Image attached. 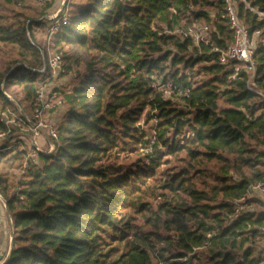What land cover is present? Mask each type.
<instances>
[{
    "label": "trees",
    "instance_id": "1",
    "mask_svg": "<svg viewBox=\"0 0 264 264\" xmlns=\"http://www.w3.org/2000/svg\"><path fill=\"white\" fill-rule=\"evenodd\" d=\"M250 1L264 12V0ZM70 7L52 38L67 72H77L61 91V143L13 181L0 175L12 218L4 264H264V251L251 245L262 238L264 201L248 199L258 209L233 216L235 200L262 175L264 42L255 44L250 79L258 94L247 89L248 69L228 81L231 62L221 64L211 51L232 40L221 0H82ZM236 8L251 30L264 27V18ZM26 20V11L0 13V41L14 44L18 56L0 73V109L11 106L2 86L27 108L48 77L31 70L44 59L26 35L45 22ZM200 20L209 24L212 45L191 53L192 39L173 30ZM195 65L202 77L191 83L185 72ZM152 75L180 81L187 94L160 97ZM143 117L155 120L152 137L162 149L148 161L129 160L127 152L147 143ZM155 192L157 204L145 201Z\"/></svg>",
    "mask_w": 264,
    "mask_h": 264
},
{
    "label": "built area",
    "instance_id": "2",
    "mask_svg": "<svg viewBox=\"0 0 264 264\" xmlns=\"http://www.w3.org/2000/svg\"><path fill=\"white\" fill-rule=\"evenodd\" d=\"M221 1L223 3L224 16L228 23V30L232 33V40L224 48L212 46L211 51L217 52L218 60L221 64L231 62L232 73L228 76V81L235 79L238 71L244 67L250 71L247 89L261 94L260 91L256 90L254 82L250 79L255 70L253 62L255 44L259 37L264 42V28L251 30L250 25L243 24L238 17L236 6L237 4H242L244 10L256 14L258 18H264V12L253 6L250 0ZM70 2L71 0H60V5L54 12L27 20V23L34 20H43L45 22L43 29H41L40 24L34 27V30L37 32H44L45 43L43 46L35 43L31 38L29 29H26V35L30 43L36 46L44 59L43 67L31 68V70L39 73L47 70V80L59 78L66 72L61 54L53 48L52 38L68 23ZM209 31V24L205 20L195 21L190 24H184L182 21H179L173 30L174 33H178L183 37H190L195 46L196 53H201L203 46L212 45ZM23 65L26 66L25 64ZM185 73H187L188 80L193 83L190 73L188 71ZM149 85L162 98L179 97L186 95L188 92V89L183 88L180 81L166 80L162 76H150ZM2 92L10 101L11 106L8 105L0 109V123L4 126V128H0V152H8L10 155H18L20 157L19 176H22L39 153L50 154L60 145L61 141L57 125L55 122L49 121L48 116L50 113L64 107L63 98L61 91L50 88L48 81H43L36 87L33 99L28 103L27 108H25L23 103L5 91L4 87ZM262 161L261 177L250 184L246 192L235 200L234 217L252 209L246 203V200L254 197L264 201V157ZM15 189L19 191L21 187L16 186ZM0 204L6 209V202L1 194ZM1 219L8 226L11 235L12 218L10 214L6 212V214L0 216ZM1 227L2 224L0 223V229ZM261 233L264 241V228Z\"/></svg>",
    "mask_w": 264,
    "mask_h": 264
},
{
    "label": "rangeland",
    "instance_id": "3",
    "mask_svg": "<svg viewBox=\"0 0 264 264\" xmlns=\"http://www.w3.org/2000/svg\"><path fill=\"white\" fill-rule=\"evenodd\" d=\"M80 1L82 0H71L70 3H78ZM47 3L50 4V6L47 9H44V6ZM59 3L60 0H23V1L10 0V2L9 0H0V13L10 18L14 13L26 11L28 19H34L39 15L41 16L44 14H49L54 12L59 7L60 5ZM72 9H73L72 7H69L70 14ZM26 24H28L27 20H26ZM44 27L41 26V29H43ZM27 29H29L31 33V38L35 41V43L43 46L45 43L44 32H37L36 30H34V27L33 28L27 27ZM258 39L261 38L259 37ZM53 48L55 51H57L56 47ZM191 53H196V51H193ZM17 59L18 56H17L16 46L14 44L3 43L0 41V73L3 72L5 73L7 67L13 64ZM83 69H84L83 64H81L78 68V71L82 72ZM189 72L192 81H197L202 77L201 74L197 72V65H195L192 69H189ZM75 75H77V72H73V71L67 72L66 69L65 74L61 75L59 78H50L48 80L45 79V81H48L50 83V88H54L57 91L59 90L62 91L63 89H67L68 87L71 86V84L75 81ZM9 93L14 98L19 100V95L17 91L10 89ZM66 109L67 108L65 106L60 110L50 113V115L48 116V120L51 122L54 121L56 123L57 122L59 123V121L62 119L63 115L65 114ZM154 124H155V120L151 119L147 121L145 120L144 117L138 123L139 128H141L143 132L145 131L144 133L146 134L145 139H147V143H144L145 144L144 147L139 145V148L135 152H127V156H128L127 158L129 160H135L137 158H141L144 159V161H148V156H147L148 154H155V150L162 149L160 146L155 145L152 138L154 133L153 132ZM19 163H21V160L18 155L13 156L10 155V153L8 152H0V175L6 177L8 181L9 180L13 181L17 177H19V169H20ZM161 167L163 168L164 165H162ZM252 199H254V197H252ZM145 201H148L151 204H157L159 201L157 192H155L153 195L146 197ZM250 208L258 209V206L251 205ZM4 214L5 213H3V215ZM0 221L4 224L3 226H6V223L4 222L3 219H1ZM6 245H7L6 237L0 235V250L2 251V253L4 252ZM251 245L256 253L258 252L261 253L262 251H264V241L262 238H255L254 242H252Z\"/></svg>",
    "mask_w": 264,
    "mask_h": 264
},
{
    "label": "crops",
    "instance_id": "4",
    "mask_svg": "<svg viewBox=\"0 0 264 264\" xmlns=\"http://www.w3.org/2000/svg\"><path fill=\"white\" fill-rule=\"evenodd\" d=\"M6 209L5 208H3L2 206H1V204H0V216L1 215H3V213H5L6 214ZM2 223V222H1ZM4 224L2 223V227H1V229H0V235L1 236H4V237H6V239H7V245H6V248H5V250H4V254L2 253V251L0 250V253H2L4 256L7 254V252H8V249H9V247H10V233H9V228H8V226L6 225V226H3Z\"/></svg>",
    "mask_w": 264,
    "mask_h": 264
},
{
    "label": "water",
    "instance_id": "5",
    "mask_svg": "<svg viewBox=\"0 0 264 264\" xmlns=\"http://www.w3.org/2000/svg\"><path fill=\"white\" fill-rule=\"evenodd\" d=\"M2 90H3V87H2ZM6 211L9 214V211L7 210V208H6ZM11 228H12V224H11ZM11 242H12V231H11V235H10V246H11ZM9 252H10V247H9L8 252L5 256L2 253H0V264H4L6 262V260L9 257Z\"/></svg>",
    "mask_w": 264,
    "mask_h": 264
}]
</instances>
